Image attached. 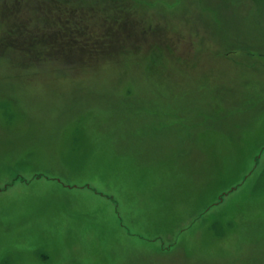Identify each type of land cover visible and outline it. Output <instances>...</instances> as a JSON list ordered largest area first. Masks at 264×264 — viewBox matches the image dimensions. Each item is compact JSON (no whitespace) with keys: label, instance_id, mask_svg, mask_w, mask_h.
I'll return each instance as SVG.
<instances>
[{"label":"rangeland","instance_id":"1","mask_svg":"<svg viewBox=\"0 0 264 264\" xmlns=\"http://www.w3.org/2000/svg\"><path fill=\"white\" fill-rule=\"evenodd\" d=\"M0 264H264V0H0Z\"/></svg>","mask_w":264,"mask_h":264}]
</instances>
